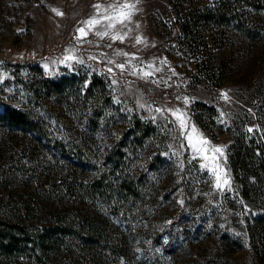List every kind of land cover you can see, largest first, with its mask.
<instances>
[{"label":"rangeland","instance_id":"obj_1","mask_svg":"<svg viewBox=\"0 0 264 264\" xmlns=\"http://www.w3.org/2000/svg\"><path fill=\"white\" fill-rule=\"evenodd\" d=\"M123 3L135 5L131 22L106 18ZM249 10L256 36L232 39L235 64L218 85L196 77L170 0H0V114L24 109L42 129L0 122V211L35 234L42 224L96 217L104 233L95 234V259L85 243L71 246V257L63 243L9 256L0 240V264H256L249 222L263 218L264 240V204L243 196L229 157L241 132L264 143V9ZM45 79L62 90L37 94ZM96 79L99 89L88 93ZM137 119L156 131L114 165L118 177L144 178L128 200L108 187L104 156ZM83 128L79 162L62 151ZM114 237L118 253L106 243Z\"/></svg>","mask_w":264,"mask_h":264},{"label":"trees","instance_id":"obj_2","mask_svg":"<svg viewBox=\"0 0 264 264\" xmlns=\"http://www.w3.org/2000/svg\"><path fill=\"white\" fill-rule=\"evenodd\" d=\"M170 1L175 11L176 21L182 30L179 42L182 48L191 54L199 69L196 77L198 80L210 79L218 85L222 84L229 75V65L231 69L235 64L234 56H231V52H229L232 39L240 33L247 35V38L251 40L255 38L254 18L249 9H264V0H216L206 5L202 4L201 0ZM229 56L231 57L229 58ZM62 88L63 82L45 79L42 81V92L38 89L36 93H43L44 97H50L53 96L54 91H61ZM97 89L99 87L97 88L96 79L88 93H93ZM36 93L33 94L36 95ZM199 105L208 107L205 103H199ZM94 114L95 125H98L97 119L101 116L102 111H95ZM40 121H37L31 113L24 109L8 108L3 114H0L1 124L24 126L42 132L39 127ZM77 122L76 119H72L68 124L70 128H74ZM85 130L83 128L78 142L71 145L69 152L65 151L67 149L62 151L71 160L79 162L85 160L83 156H79L80 152L85 151L82 146L87 140ZM155 131L156 127L154 129L144 127V123L137 119L131 122L130 129L125 132L120 142L109 149L104 156L107 166L105 171L110 177L106 184L111 190L127 193L128 200L138 194L139 186L143 183L144 178L137 181L132 177H118L114 165H118L119 156L123 150L144 144L155 134ZM259 138L254 136L248 140L244 132L239 133L230 148L229 157L235 177L242 185L243 196L255 204H264V143L260 142ZM98 183L95 184L96 189L100 188ZM101 221L96 217L94 221L71 220L54 226L46 223L36 227L37 234H35L31 229L32 225L23 222L22 219L4 217L0 211L1 253L10 256L28 250L37 254L38 250H45L49 254L53 252L52 249H56L58 243H60L58 247H62L61 243H63L64 247L61 251L63 257H71L69 253L71 246L77 247V245L85 243L91 251L89 256L95 259L92 250L95 249L96 243L100 242L99 239H96L95 234H104L100 229ZM262 221L263 218L259 217L255 219V223L249 222L256 264H264V240L258 227ZM117 240L118 238L114 237L106 241L115 253L120 252L122 248ZM65 262L64 258L62 264H66Z\"/></svg>","mask_w":264,"mask_h":264},{"label":"snow or ice","instance_id":"obj_3","mask_svg":"<svg viewBox=\"0 0 264 264\" xmlns=\"http://www.w3.org/2000/svg\"><path fill=\"white\" fill-rule=\"evenodd\" d=\"M95 7H97L99 9L100 6L96 5ZM134 8H135L134 4L123 3L122 5L119 6L116 15L108 16L107 15L108 12H112L113 10H116V5H111V6H109L108 9H106L105 16L107 19L115 20L121 24H125V22H131L132 16L134 14V12H133ZM97 22L98 21H96L95 19H90L89 21H87L88 24H95ZM113 26H114L113 24H111V23L109 24V27H113ZM79 32L81 34H85L83 28H80ZM99 35H103V33H99ZM114 38H118V36L114 37ZM65 59L66 60H72V59H74V57L69 56V57H65ZM118 66L121 69L124 68L123 64H120ZM109 71H111V69H109ZM145 75H148V73H145ZM157 111H159V109H157ZM153 119H155V117H153ZM176 119L180 121L181 129L185 128V121L183 120V118L181 116H177ZM193 131H195V129H193ZM249 131L251 132V131H253V129L250 128ZM191 139H192V137L189 136L188 140L191 141ZM201 143L206 144L207 141H201ZM212 151H214L215 153H221L222 152V150L219 147L212 149ZM217 179L219 181V177H217ZM224 183L227 184V181H224ZM217 186H219V185H217Z\"/></svg>","mask_w":264,"mask_h":264}]
</instances>
